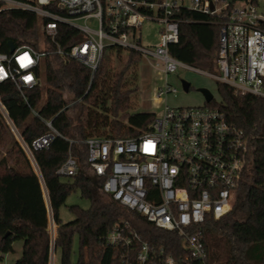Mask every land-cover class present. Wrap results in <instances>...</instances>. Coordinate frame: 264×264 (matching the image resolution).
<instances>
[{
  "label": "built area",
  "instance_id": "built-area-1",
  "mask_svg": "<svg viewBox=\"0 0 264 264\" xmlns=\"http://www.w3.org/2000/svg\"><path fill=\"white\" fill-rule=\"evenodd\" d=\"M0 11L22 10L37 16L44 38L57 46L56 54L76 61L91 71L93 80L105 48L113 45L134 51L167 77L185 68L195 69L173 58L169 47L179 43L177 15L182 10L209 17L219 27L215 77L240 97L264 99V0H0ZM96 20L98 28L88 25ZM161 25V42L143 47L137 31L147 22ZM66 25L83 36L70 50L56 42L58 26ZM136 31V32H135ZM44 43V42H43ZM52 54L20 46L0 53V116L37 175L49 208L51 248L49 264H56L57 226L50 199L34 152L47 149L61 133L45 121L47 133L27 143L3 103L17 94L28 104L27 93L42 85L39 72ZM9 89V92H3ZM177 93L167 81L157 93L162 99ZM171 108L165 105L147 131L134 138H90L85 141L88 165L102 191L130 211L136 212L162 231L181 239L183 254L177 258L164 248L156 249L134 232L129 224H118L107 236L114 250L111 264H208L204 227L220 222L232 211L238 198L249 158V138L215 107ZM38 117L36 111L32 112ZM79 172L78 160L69 153L56 175L68 179Z\"/></svg>",
  "mask_w": 264,
  "mask_h": 264
},
{
  "label": "trees",
  "instance_id": "trees-1",
  "mask_svg": "<svg viewBox=\"0 0 264 264\" xmlns=\"http://www.w3.org/2000/svg\"><path fill=\"white\" fill-rule=\"evenodd\" d=\"M177 17L181 20L179 43L169 47L170 55L195 69L216 71L219 27L197 12L182 10ZM82 40L79 31L58 26L56 42L63 50H70ZM10 43L15 48L32 46L37 50L44 45L52 51L39 72L45 85L27 93L28 104L17 94L5 96L3 103L27 143L47 133L45 121H52L62 135L49 148L34 152L57 226L55 250L60 251V264H86L87 252L93 256L97 249L103 250L99 264H111L114 250L107 247L106 239L122 222L152 247L164 248L179 258L184 252L181 239L157 229L138 213L105 195L103 180L97 179L88 165L85 141L95 137H137L149 129L156 117L136 112L133 103L143 63L141 55L110 45L91 80L88 68L55 53L57 46L44 38L37 16L22 10L0 11V53H9ZM218 91L221 102L213 100L208 106L219 108L230 123L245 132L249 138V158L235 209L222 221H209L204 227L208 264H264V99L240 97L220 83ZM33 111L39 116H34ZM69 153L78 160L79 172L63 181L56 172ZM77 192L90 200V208L71 206L75 220L63 223L60 209ZM48 228L49 208L44 189L0 116V261L4 255L15 253L14 245L20 242L22 253L15 264H49ZM75 236L79 239V256L73 263Z\"/></svg>",
  "mask_w": 264,
  "mask_h": 264
},
{
  "label": "rangeland",
  "instance_id": "rangeland-1",
  "mask_svg": "<svg viewBox=\"0 0 264 264\" xmlns=\"http://www.w3.org/2000/svg\"><path fill=\"white\" fill-rule=\"evenodd\" d=\"M88 25L93 30L98 28L96 20H91ZM161 25L157 22L149 21L145 23L138 31V37L141 38V44L143 47L151 48L158 45L161 42L160 37ZM208 75L200 74L194 71L187 70L185 68H179L176 73L170 74L167 79L161 73V71L152 66L148 62L143 60L139 67L138 72V92L136 98L133 100L135 111L139 113H150L160 116L162 114L165 105L171 108H198L205 105V97L200 91L202 89L210 91L214 97V101L219 103L222 98L218 91V81L215 77L219 76V70L213 73L206 72ZM42 86L45 85L44 77L41 78ZM167 81L168 85L177 90V93H171L167 97L162 99L158 98L159 89L164 86ZM182 81H186L190 84V91L185 92L182 87ZM63 181L66 179H62ZM240 193V190H239ZM238 198L234 204L233 210L239 201ZM91 202L89 199L82 198L80 193H73L69 196L67 203L60 209V217L63 223H68L75 220L74 214L70 211L71 206H79L84 210L90 208ZM241 215L243 213L240 211ZM245 217V215H243ZM18 243L14 245L15 253L7 254L3 256L0 264H15L18 259ZM103 255L102 249H97L93 256L87 252L86 264H99ZM56 264H60V251L56 253ZM79 256V239L75 236L73 241V251L71 255V261L76 263Z\"/></svg>",
  "mask_w": 264,
  "mask_h": 264
},
{
  "label": "water",
  "instance_id": "water-1",
  "mask_svg": "<svg viewBox=\"0 0 264 264\" xmlns=\"http://www.w3.org/2000/svg\"><path fill=\"white\" fill-rule=\"evenodd\" d=\"M15 50V46H14V44L13 43H10L9 44V52H13ZM182 87H183V89H184V91L185 92H189L190 91V84L188 83V82H186V81H182ZM202 93H203V95H204V97H205V103L206 104H210L213 100H214V97H213V95L210 93V91H208V90H205V89H202V90H200Z\"/></svg>",
  "mask_w": 264,
  "mask_h": 264
},
{
  "label": "crops",
  "instance_id": "crops-1",
  "mask_svg": "<svg viewBox=\"0 0 264 264\" xmlns=\"http://www.w3.org/2000/svg\"><path fill=\"white\" fill-rule=\"evenodd\" d=\"M18 246H19V247H18V252H19V253H18V255H19V256H18V259H19V257L21 256V253H22V243H18Z\"/></svg>",
  "mask_w": 264,
  "mask_h": 264
}]
</instances>
